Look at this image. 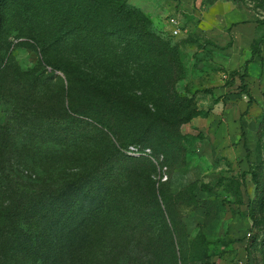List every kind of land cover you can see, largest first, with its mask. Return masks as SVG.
<instances>
[{"label":"rangeland","instance_id":"1","mask_svg":"<svg viewBox=\"0 0 264 264\" xmlns=\"http://www.w3.org/2000/svg\"><path fill=\"white\" fill-rule=\"evenodd\" d=\"M126 1L148 17L156 36L176 48L178 66L148 58L135 39L118 32L100 35L76 29L56 47L41 50L27 36L15 10L6 9L0 49L9 74L32 71L53 77L30 97L25 89L7 92L0 103V122L7 124L12 117L8 100L13 93L19 106L41 124L60 118L62 106L79 108L88 100L109 105L114 97H134L147 112L166 117L172 109L168 96L174 103L193 97L194 107L203 113L210 111V117L197 125L174 127L185 151V155L182 151L176 155L177 166L184 158L185 166L174 170L169 179L174 163L166 147L168 133L165 139L162 130L160 143L165 149L158 150L134 142L141 126L137 121L127 125L118 121L114 133L91 128L74 135L46 132L41 137L21 138L20 133L12 134L16 154L12 163L19 178L30 177L41 181L44 188H56L67 178L105 165L116 152L122 157L131 148L148 149L150 157L140 163L149 165L145 174L152 182L170 183L173 194L195 182L188 195L190 206H177L169 214L181 237L178 248L174 243L177 264H264V69L249 75L244 66L256 24L264 18V0ZM31 4L30 18L43 39L83 19L70 0ZM170 19L179 22L176 37L171 34ZM43 62L69 69L76 78L75 88L69 91L61 72L53 73L49 66L42 71ZM128 119L136 120L131 115ZM162 173L168 180H161ZM129 176L122 172L120 180L117 177V191L138 179L136 174ZM201 185L209 186L212 195L200 192ZM121 200L117 198L103 212L97 240L85 252L87 264H119L130 242L146 246L151 243L152 230L164 226V218L169 225L166 213L163 219L142 222L133 216L132 208H119L124 206ZM247 214L253 218V227ZM168 256L159 255L156 264H174L172 255Z\"/></svg>","mask_w":264,"mask_h":264},{"label":"trees","instance_id":"2","mask_svg":"<svg viewBox=\"0 0 264 264\" xmlns=\"http://www.w3.org/2000/svg\"><path fill=\"white\" fill-rule=\"evenodd\" d=\"M34 1L0 0V26L8 15L4 10H15L27 36L41 50L56 47L76 29L90 30L100 35H113L118 32L135 39L141 46L142 53L148 58L163 61L174 67L179 65L176 48L156 36L150 29L151 22L148 17L130 8L126 0H70L83 15L81 23L56 29V34L50 39H43L33 26L29 10L32 9L31 3ZM263 42L264 18L256 24L250 47L251 57L244 62L245 71L252 59L260 56ZM2 50L1 48L0 103L12 89H25L27 97H30L53 77L52 73L43 77L41 73L35 74L32 71L10 75L8 63L4 65ZM40 66L42 71H45L43 67L49 66L53 73L61 72L65 76L69 91L75 88L76 78L69 69L50 62H43ZM242 77L243 75L240 78L241 85ZM192 98H180L174 103V99L168 96L172 109L166 117L147 112L134 97H114L112 104H109L111 109L103 100H88L79 108L69 106V109H66L62 106L60 118L41 124L35 116L19 106L18 97L13 93L8 100L11 102L12 117L7 124L0 122V264H87L85 252L101 231V216L110 209L117 198L122 199V205L124 203V206H119L122 210L125 207L132 208L133 216L137 219H143L142 222H154L158 217L162 216L163 219L165 213L169 219L170 210L177 206H190L188 198L196 187L193 182L173 194L170 183H154L149 175L145 174V167L149 168V165L140 163L142 159L147 160L145 156L128 155L122 158L116 152L105 165L100 163L90 172L74 179L67 178L56 188H44L41 181L32 180L30 177L19 178L12 163V157L16 155L12 152V134L20 133L21 138L41 137L46 132L74 135L91 128L114 133L118 121H124L126 125L137 121L141 126L134 140L136 143L158 150L165 149L160 143V138L163 136L162 130L168 133L169 146L166 147L171 152L174 163L168 172L167 177L170 179L174 170L185 166V158L183 163L177 166L176 155L181 151L185 155V151L182 144H179L180 134L174 132V127L189 124L192 119L206 117L209 113H203L194 107ZM251 102L249 99L247 105L250 106ZM130 115L136 120H129ZM166 132L163 136L165 139ZM117 155L122 159V168L119 167L120 159ZM139 167L141 169L136 170ZM122 172H125L126 178L136 174L138 179L125 184L123 189L117 191L115 184L117 177L120 180ZM210 189L206 185L199 186V191L207 194H211ZM247 217L253 227L252 216L247 214ZM172 222L173 220L169 219L168 225L164 218V226L152 230L151 243L146 246L130 242L119 264H156L161 254L172 255L173 263L177 264L175 254L181 237L176 233Z\"/></svg>","mask_w":264,"mask_h":264},{"label":"crops","instance_id":"3","mask_svg":"<svg viewBox=\"0 0 264 264\" xmlns=\"http://www.w3.org/2000/svg\"><path fill=\"white\" fill-rule=\"evenodd\" d=\"M156 26L158 25V23H154ZM153 24V25H154ZM254 37L252 38L253 41ZM251 41V43H252ZM251 57L250 55V51L249 54L246 58L245 61L249 60ZM244 61V62H245ZM247 70H248V74L250 75V73H253L255 69H259L260 71L264 69V42L263 45L261 46V53L260 56H256L252 59V61L247 65ZM210 117V111L208 113V115L206 117H196L194 119L191 120V122L189 124L191 125H197L198 123H200L202 120H207Z\"/></svg>","mask_w":264,"mask_h":264},{"label":"built area","instance_id":"4","mask_svg":"<svg viewBox=\"0 0 264 264\" xmlns=\"http://www.w3.org/2000/svg\"><path fill=\"white\" fill-rule=\"evenodd\" d=\"M169 23H170V26L173 27V30L171 31L172 36L173 37L178 36V34L180 32L178 20L170 19ZM128 155H131V156H145V157L148 156V157H150V150L146 149V150L140 151V150H138L136 148H131ZM160 159H162V157H160ZM165 169L166 168H163V171ZM161 175H162L161 180L162 181H166V179H167L166 175L164 173H162Z\"/></svg>","mask_w":264,"mask_h":264}]
</instances>
